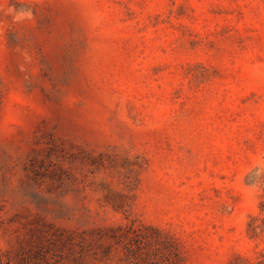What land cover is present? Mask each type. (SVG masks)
Segmentation results:
<instances>
[{
    "label": "rangeland",
    "instance_id": "374dc122",
    "mask_svg": "<svg viewBox=\"0 0 264 264\" xmlns=\"http://www.w3.org/2000/svg\"><path fill=\"white\" fill-rule=\"evenodd\" d=\"M0 264H264V0H0Z\"/></svg>",
    "mask_w": 264,
    "mask_h": 264
}]
</instances>
